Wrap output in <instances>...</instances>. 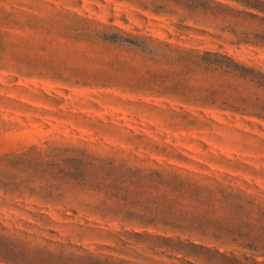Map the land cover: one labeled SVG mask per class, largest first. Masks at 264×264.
I'll list each match as a JSON object with an SVG mask.
<instances>
[{"label":"rangeland","instance_id":"rangeland-1","mask_svg":"<svg viewBox=\"0 0 264 264\" xmlns=\"http://www.w3.org/2000/svg\"><path fill=\"white\" fill-rule=\"evenodd\" d=\"M189 1L0 0V264H264V0Z\"/></svg>","mask_w":264,"mask_h":264},{"label":"trees","instance_id":"trees-1","mask_svg":"<svg viewBox=\"0 0 264 264\" xmlns=\"http://www.w3.org/2000/svg\"><path fill=\"white\" fill-rule=\"evenodd\" d=\"M198 1H202V2H205V3L209 2L207 0H198ZM189 2H191V4L190 5L185 4V6H186V9L188 11H190L191 13L196 12L198 9H201L202 11H206V7L204 5L203 6H193L195 4H192V0H190Z\"/></svg>","mask_w":264,"mask_h":264}]
</instances>
